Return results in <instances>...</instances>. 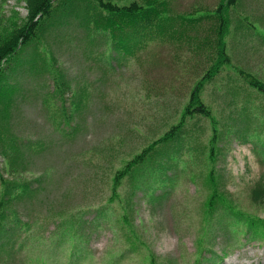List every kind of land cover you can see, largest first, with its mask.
I'll use <instances>...</instances> for the list:
<instances>
[{
	"label": "rangeland",
	"instance_id": "374dc122",
	"mask_svg": "<svg viewBox=\"0 0 264 264\" xmlns=\"http://www.w3.org/2000/svg\"><path fill=\"white\" fill-rule=\"evenodd\" d=\"M149 2L150 14L109 19L68 0L85 5L0 63V201L7 186L20 198L0 264H264V198H251L264 177V94L238 80L243 70L264 82V0ZM25 17L23 1L0 0L1 45ZM221 45L224 80L202 93L212 119L187 118L184 135L116 186L180 120ZM45 61L49 76H19ZM65 74L69 90L52 99ZM248 231L261 238L245 241Z\"/></svg>",
	"mask_w": 264,
	"mask_h": 264
},
{
	"label": "trees",
	"instance_id": "16d2710c",
	"mask_svg": "<svg viewBox=\"0 0 264 264\" xmlns=\"http://www.w3.org/2000/svg\"><path fill=\"white\" fill-rule=\"evenodd\" d=\"M23 1L24 7L26 10V17L21 21L20 24L16 25L11 32L8 33V39L1 45L0 42V63L3 64L4 59L6 57H10L17 53V50L27 43L32 38L36 37V33L39 34L40 38L44 42H47L45 38L46 33H51L53 29L54 23H49V20L53 19L60 11L68 6L76 5L82 6L85 3L75 4V3H68V0H63L60 4L59 0H20ZM98 14H105L109 19L115 17H141L143 15L150 14L154 10V6L149 2V0H130L127 3L120 5L116 0H83ZM238 0H227L228 6H234ZM68 10H70L68 8ZM72 13L74 10H70ZM216 15V12H215ZM101 29L100 27H97ZM81 32H83L82 28H79ZM55 30V29H54ZM104 30V29H101ZM111 37L113 38V34L109 31ZM50 37V35H47ZM221 41L219 40V44ZM47 47V44H46ZM64 55H68V52L63 50ZM84 52V51H81ZM75 55L81 56L79 52H74ZM95 55L92 54L90 59L94 58ZM56 57V56H55ZM50 59H53V56H49ZM224 59V60H222ZM81 60V59H79ZM228 64V60L225 58L223 46L221 45L220 49L218 50V56L213 60L210 68L205 72V74L201 77V79L196 83L195 87L193 88L189 101L187 105L184 107L183 112L181 114L180 120L170 126L168 130L158 139L151 142L146 148H144L139 154L133 156L128 162L125 163V169L118 172L117 184L116 186L121 183V181L128 175L134 174V172L139 169L141 166H146L151 164V160L154 159V154L160 150L168 149L172 141L179 136L184 135V125L185 121L189 117H197L202 118L205 120L212 119V111L209 108L208 104L205 103L202 99V93L204 88L209 84H217L222 82L224 79L222 76L223 65ZM5 65V64H4ZM35 65H31L34 67ZM52 70L55 68L49 62L40 63L38 66V70L35 72L32 71L30 68L23 73H20L19 76H30L32 78L31 81L35 82L37 77H43V72H46V75L49 76V73H52ZM238 80L242 78V83L246 84L248 88L251 90H256L260 93L264 94V82L259 81L254 75L249 74L243 70H238ZM35 77V78H34ZM69 79L72 78L68 75ZM68 79V78H67ZM66 79V74L60 78L58 76L57 79L53 78V86H52V99H61L64 95L65 90H69V86L67 85L68 81ZM236 84V81L235 83ZM73 87V81H72ZM13 87L12 89H14ZM9 96V95H8ZM235 97V95L233 96ZM15 104L11 99H8V105ZM263 112V110L260 109ZM8 120L11 118L8 117ZM64 120H69V117H64ZM70 133V132H69ZM71 134V133H70ZM14 146L16 147L15 143ZM14 148V147H13ZM13 148L11 149L13 151ZM214 144L210 143L209 152L213 151ZM16 150V148H15ZM3 156L6 158L10 157L8 153L3 152ZM8 160V159H7ZM14 184V183H13ZM22 186V184H21ZM20 186V188H21ZM26 188L29 190V185L26 183ZM10 188H7L2 193V199L0 201V229L9 219H13L17 216L18 212L12 210L9 206L11 204L18 205L17 197L16 199H12V192H10ZM252 201L256 204L260 203L264 198V177L261 176L254 185V188L251 192ZM249 228L258 229L256 226L248 225ZM241 232V231H240ZM257 232L255 231H248L246 234L243 233V237L245 241H256L261 238V235L258 233V237H256Z\"/></svg>",
	"mask_w": 264,
	"mask_h": 264
}]
</instances>
